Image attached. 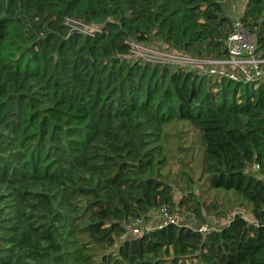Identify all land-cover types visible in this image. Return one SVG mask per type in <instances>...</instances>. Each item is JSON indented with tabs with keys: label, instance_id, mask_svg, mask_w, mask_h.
Instances as JSON below:
<instances>
[{
	"label": "trees",
	"instance_id": "trees-1",
	"mask_svg": "<svg viewBox=\"0 0 264 264\" xmlns=\"http://www.w3.org/2000/svg\"><path fill=\"white\" fill-rule=\"evenodd\" d=\"M226 1L0 0V264H264V79L137 59L127 42L220 57ZM239 16L264 56V0ZM172 119L200 132L206 180L234 195L205 200L183 169L175 198ZM162 205L231 216L123 237Z\"/></svg>",
	"mask_w": 264,
	"mask_h": 264
},
{
	"label": "built area",
	"instance_id": "built-area-1",
	"mask_svg": "<svg viewBox=\"0 0 264 264\" xmlns=\"http://www.w3.org/2000/svg\"><path fill=\"white\" fill-rule=\"evenodd\" d=\"M232 24L229 33L224 40L226 53L220 57L197 56L180 53L169 47H157L148 45L149 42L128 39L132 54L135 58L168 64L177 68L192 69L198 73H205L216 80L222 77L252 81L264 79V56L256 52V37L250 33L239 13H232ZM100 24H82L81 30L89 34L99 31ZM156 214L155 222H150L152 214ZM148 222L136 219L132 223L125 224L123 237L139 234L143 229L162 227L168 223H182L179 212H170L167 206L162 205L153 211ZM190 225V224H189ZM200 232H206L215 228L208 222L198 223L192 226Z\"/></svg>",
	"mask_w": 264,
	"mask_h": 264
},
{
	"label": "rangeland",
	"instance_id": "rangeland-1",
	"mask_svg": "<svg viewBox=\"0 0 264 264\" xmlns=\"http://www.w3.org/2000/svg\"><path fill=\"white\" fill-rule=\"evenodd\" d=\"M245 0H227L225 5V11L229 14L239 13L241 14L243 10ZM148 45L157 47H166L161 44L158 40L153 39L148 43ZM133 57H135L133 55ZM161 143L170 152L172 149V156L170 157V162L163 170L164 175L167 180L173 185L175 198L178 199L181 192L179 191V186L184 183L179 174L180 170H186L193 176L195 184L193 189L197 194H200L207 201H210L213 196L224 194L234 195L233 190H228L224 188H214L211 187L206 180L205 173L203 172V148L201 145V134L200 132L190 123L187 119H172L164 125L163 136ZM179 147L181 149L179 150ZM171 153V152H170ZM199 178V180L197 179ZM205 178V179H204ZM200 196V197H201ZM201 197V198H202ZM239 212L244 214L246 217L250 218V215L241 207L237 208ZM180 219L184 223L190 224L191 226H196L199 222L195 217L187 211L179 212ZM231 214L227 218H221L218 216H207L206 222L210 223L214 227L220 226L225 223ZM156 214H152V220L150 222H155Z\"/></svg>",
	"mask_w": 264,
	"mask_h": 264
}]
</instances>
